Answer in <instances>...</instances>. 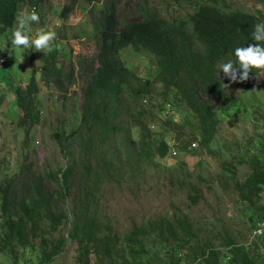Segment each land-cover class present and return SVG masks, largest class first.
Masks as SVG:
<instances>
[{
    "label": "trees",
    "instance_id": "trees-1",
    "mask_svg": "<svg viewBox=\"0 0 264 264\" xmlns=\"http://www.w3.org/2000/svg\"><path fill=\"white\" fill-rule=\"evenodd\" d=\"M28 1L0 0L1 56L7 41L4 31L13 26L20 7ZM87 1L100 12L93 22L100 47L94 56L97 65L91 81L83 88L79 124L68 133L59 127L52 134L67 157L66 165L53 175H46L45 168L40 175H33L25 171L30 166L26 164L16 177L0 185V252L7 254L12 264L23 255L24 263H31L37 239L40 259L36 264L51 262L63 244V239L51 240L61 222L59 201L68 198L77 182L75 197L79 202L68 233L77 244L76 262L87 263L94 254L105 261L102 264H154L161 259L177 264L182 255L191 254L196 264L198 260L202 264H264L256 242L241 244L229 238L223 247L200 243L186 216H162L147 225L134 223L119 237L91 205L101 196L103 184L141 175L143 163L153 162L155 156L167 157L171 148L189 150L195 139L201 147H209L219 122L218 106H224V111L228 107L225 85L247 91L260 73L253 69L247 81L236 83L225 77L219 65L228 60L237 62V47L257 43L252 33L256 24L264 22V14L258 9L223 8V0H156L166 10L171 8L161 13L144 0L138 7L140 18L120 26L114 0ZM70 10V5L64 6L61 18ZM128 47L149 56L147 77L121 58L120 52ZM19 88L15 87L18 96ZM33 90L29 84L27 91ZM60 92L64 94L66 89ZM154 96L162 99L160 111L168 103L179 120L166 118L152 129ZM26 113L30 114V108ZM170 133H176L173 145L168 143ZM257 147L249 157L244 179H236L233 171L230 178L240 199L250 208L258 203L256 213L264 215V205L259 204L264 196V132ZM225 163L235 167L231 161ZM225 172L229 176L230 171ZM44 176H54L57 189L44 186Z\"/></svg>",
    "mask_w": 264,
    "mask_h": 264
},
{
    "label": "rangeland",
    "instance_id": "rangeland-1",
    "mask_svg": "<svg viewBox=\"0 0 264 264\" xmlns=\"http://www.w3.org/2000/svg\"><path fill=\"white\" fill-rule=\"evenodd\" d=\"M143 1L114 0L120 26L140 18L138 7ZM148 1L161 13L171 9L166 10L156 0ZM258 4L264 5V1L221 2L223 8L237 7L248 11L257 9ZM66 5H70L71 10L66 18H61L60 12ZM33 7L40 15V22L31 25L32 35L40 28L54 27L57 22L62 25L55 28L57 39L51 52H39L34 47L17 49L11 45V34L20 12H31ZM97 7L87 0H29L20 7L13 26L4 31L9 41L7 47H2L5 50L0 55V185L5 179L16 177L26 164L30 166L25 167V171L33 175H40L44 168L46 175H53L66 165L67 157L62 155L52 134L59 127L68 133L81 120L83 88L91 81L97 65L94 56L100 47L93 24L100 16ZM261 12L264 14V10ZM120 54L128 67L147 77L151 63L145 51L128 47ZM28 83L33 91H27ZM226 85L228 107L224 111V106H218L219 122L208 148L201 147L195 139V145L191 144L189 150L171 148L167 157L155 156L153 162L146 161L141 175L113 179L100 187L101 196L91 205L119 237L134 223L147 225L150 220L162 216L169 219L186 216L200 243L223 247L229 238L241 244L256 242L264 255V236L255 239L251 236L254 225L264 219V215L256 213L258 203L250 208L240 199L230 178L233 171L236 179H244L249 170V157L258 148L264 132V72L252 80V87L247 91L230 83ZM16 86L20 87V96L15 91ZM61 88H65L66 93H61ZM153 102L156 108L150 125L152 129L158 128L166 118L179 120V114L168 103L160 111L163 103L160 97L154 96ZM28 108L30 114L26 113ZM32 115L37 118L32 119ZM184 135L185 139L189 138L185 132ZM168 136L169 145L176 143V133ZM225 161H231L235 167ZM93 163L94 159L90 158V164ZM225 171H230L229 176ZM43 185L51 190L57 189L54 176H44ZM76 185H72L68 198L59 201L61 222L52 232L51 240L63 239V244L48 264L105 263L94 254L89 256L87 263L76 262L77 244L68 238L73 212L79 202L75 197L79 189ZM65 201L67 205H64ZM259 204L264 205V196ZM34 244L37 249L30 253L31 263L26 264H36L40 259L37 252L39 241L36 239ZM24 259L25 255L20 256L17 264ZM0 264H12V260L0 252ZM154 264L167 262L161 259ZM177 264H196V261L191 254L182 255Z\"/></svg>",
    "mask_w": 264,
    "mask_h": 264
},
{
    "label": "clouds",
    "instance_id": "clouds-1",
    "mask_svg": "<svg viewBox=\"0 0 264 264\" xmlns=\"http://www.w3.org/2000/svg\"><path fill=\"white\" fill-rule=\"evenodd\" d=\"M256 7L258 10H264V5L258 4ZM39 22L40 15L35 7L32 8L31 12L27 10L21 11L17 19L16 27L11 34V45L17 49L34 47L39 52L45 50L51 52L53 50V42L57 39L55 28L62 27V25L57 22L54 27L48 30L40 28L32 35L31 25L34 23L39 24ZM252 39L257 43L235 49L237 62L228 60L219 65L221 72L231 82L242 83L247 81L253 69H256L258 72H264V22L255 25ZM8 41L5 42V47H7ZM225 86L228 87V85ZM257 236H264V225H261L257 230L253 231L252 239H255ZM197 264H202V262L198 260Z\"/></svg>",
    "mask_w": 264,
    "mask_h": 264
},
{
    "label": "built area",
    "instance_id": "built-area-1",
    "mask_svg": "<svg viewBox=\"0 0 264 264\" xmlns=\"http://www.w3.org/2000/svg\"><path fill=\"white\" fill-rule=\"evenodd\" d=\"M191 144L192 146H194V142H192ZM261 225H264V219H260L259 221L256 222L255 226L252 229L251 236H252L253 231L257 230ZM20 264H26V263L22 262Z\"/></svg>",
    "mask_w": 264,
    "mask_h": 264
}]
</instances>
